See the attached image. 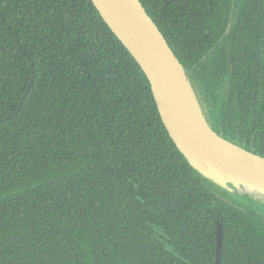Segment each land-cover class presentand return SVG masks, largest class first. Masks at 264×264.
I'll return each instance as SVG.
<instances>
[{"label": "trees", "instance_id": "obj_1", "mask_svg": "<svg viewBox=\"0 0 264 264\" xmlns=\"http://www.w3.org/2000/svg\"><path fill=\"white\" fill-rule=\"evenodd\" d=\"M212 131L264 159V0H139ZM264 264V203L196 171L90 0H0V264Z\"/></svg>", "mask_w": 264, "mask_h": 264}, {"label": "water", "instance_id": "obj_2", "mask_svg": "<svg viewBox=\"0 0 264 264\" xmlns=\"http://www.w3.org/2000/svg\"><path fill=\"white\" fill-rule=\"evenodd\" d=\"M90 1L144 72L162 122L190 166L228 192L239 194L226 185L232 176L264 187L263 158L220 139L182 107L176 68L186 73L139 0ZM216 228V264H220L223 231L219 223Z\"/></svg>", "mask_w": 264, "mask_h": 264}, {"label": "bare ground", "instance_id": "obj_3", "mask_svg": "<svg viewBox=\"0 0 264 264\" xmlns=\"http://www.w3.org/2000/svg\"><path fill=\"white\" fill-rule=\"evenodd\" d=\"M176 79L181 96L182 107L194 119L207 124L206 116L192 90L186 74L176 68ZM226 185L230 188H234L241 196L248 197L257 203H264V187L262 186L252 184L234 176H232L231 180Z\"/></svg>", "mask_w": 264, "mask_h": 264}, {"label": "rangeland", "instance_id": "obj_4", "mask_svg": "<svg viewBox=\"0 0 264 264\" xmlns=\"http://www.w3.org/2000/svg\"><path fill=\"white\" fill-rule=\"evenodd\" d=\"M188 79V78H187ZM199 101V100H198ZM199 104H200V106H201V108H202V110H203V112H204V114H205V116H206V119H207V124H208V126L211 128V125H210V120L208 119V117H207V114H206V112H207V110H208V108L207 107H205V106H203V105H201V103L199 102ZM222 188V187H221ZM228 190H231L230 188H228Z\"/></svg>", "mask_w": 264, "mask_h": 264}]
</instances>
